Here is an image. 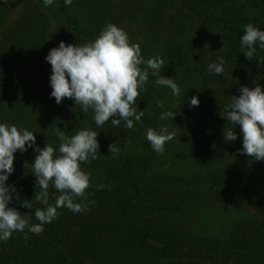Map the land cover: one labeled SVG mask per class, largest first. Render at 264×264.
<instances>
[{
  "label": "trees",
  "instance_id": "trees-1",
  "mask_svg": "<svg viewBox=\"0 0 264 264\" xmlns=\"http://www.w3.org/2000/svg\"><path fill=\"white\" fill-rule=\"evenodd\" d=\"M14 6L0 0V123L32 131L41 148L59 147L57 127L69 136L89 128L100 147L96 160L81 165L91 186L76 202L87 210L62 207L39 235L14 232L0 242V264H264V161L241 154L239 125L237 140L225 141L233 125L220 115L241 86L264 89V50L249 60L240 44L245 25L264 30V0H56L48 7L51 22L41 13L15 20ZM110 23L145 59L162 58L160 75L181 89L173 96L150 71L136 100L142 123L132 129L110 121L97 128L91 109L50 98L45 57L54 44L84 45ZM218 57L224 73L209 74ZM193 96L198 107L189 105ZM165 111L175 118L160 120ZM161 126L175 136L157 153L145 132ZM35 156L32 149L15 153L7 181L16 189L9 206L30 224L39 223L32 214L44 207L25 167ZM54 191L50 185V204ZM216 209L225 214L222 223Z\"/></svg>",
  "mask_w": 264,
  "mask_h": 264
},
{
  "label": "clouds",
  "instance_id": "clouds-1",
  "mask_svg": "<svg viewBox=\"0 0 264 264\" xmlns=\"http://www.w3.org/2000/svg\"><path fill=\"white\" fill-rule=\"evenodd\" d=\"M42 2L45 7H49L56 0ZM72 2L64 0L66 6ZM240 44L244 49L242 54L251 60L258 48L264 50V30L251 23L245 25ZM45 60L51 65L50 98H54L57 104L70 98L82 111L91 109L97 128L109 121L113 127H119L123 122L126 129H132L134 123H142L145 110L138 109L136 100L146 91L150 71L156 77L155 84L169 88L173 96L181 95V89L173 78L160 75L164 60L160 57L145 59L140 45L131 43L127 33L115 24L106 25L95 40L84 45L61 41L58 47L48 52ZM224 66V58L218 57L207 65V72L222 75ZM239 93L238 96H230L220 113L233 125L227 131L224 130L225 141L237 140L233 128L239 125L242 134L241 154L256 161H264V89L260 84L253 88L241 86ZM199 103L195 96L189 100L190 107H198ZM175 115L172 111H165L159 119H174ZM98 135L96 131L84 128L69 136L57 127L59 147L54 148L46 143L41 148L32 131L14 124L0 123V242L10 239L14 232H24L25 229L39 235L43 225L51 223L62 207L75 213L87 210V205L77 203L76 198H83L91 186L90 173L84 171L81 165L97 159L100 147ZM174 136L175 132H170L164 126L159 130L148 128L145 132V138L157 153H163L166 143L173 140ZM29 149L36 156L34 162L25 167L30 166L36 178L38 191L34 199L44 205L36 208L32 214L39 221L37 224H30L25 218L27 215L9 206L16 193L15 186L7 183L15 171V153L23 154ZM109 151L111 153L112 145ZM50 185L55 190L52 193L55 197L53 204L49 203Z\"/></svg>",
  "mask_w": 264,
  "mask_h": 264
},
{
  "label": "rangeland",
  "instance_id": "rangeland-1",
  "mask_svg": "<svg viewBox=\"0 0 264 264\" xmlns=\"http://www.w3.org/2000/svg\"><path fill=\"white\" fill-rule=\"evenodd\" d=\"M15 2V20H18L19 18H21L24 15H28V14H35L36 13H41L43 15V19L45 21H52V18L50 16V10L48 9V7H45L43 5L42 0H13ZM59 42L54 44V48L58 47ZM27 108H24V110ZM179 109V108H178ZM38 113V111L36 112V114ZM136 147L134 150H138V146L135 144ZM214 215L216 216V220L218 223H222L225 219V214L221 211L216 209L214 211ZM190 230V228H189Z\"/></svg>",
  "mask_w": 264,
  "mask_h": 264
}]
</instances>
